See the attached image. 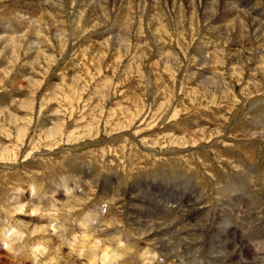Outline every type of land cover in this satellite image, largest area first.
Instances as JSON below:
<instances>
[{
  "label": "rangeland",
  "instance_id": "1",
  "mask_svg": "<svg viewBox=\"0 0 264 264\" xmlns=\"http://www.w3.org/2000/svg\"><path fill=\"white\" fill-rule=\"evenodd\" d=\"M251 1L0 0V264H264Z\"/></svg>",
  "mask_w": 264,
  "mask_h": 264
},
{
  "label": "bare ground",
  "instance_id": "2",
  "mask_svg": "<svg viewBox=\"0 0 264 264\" xmlns=\"http://www.w3.org/2000/svg\"><path fill=\"white\" fill-rule=\"evenodd\" d=\"M237 2H239L241 5H243L244 7H245V10H247V14H248V16L250 15L251 17H252V24H254V22L256 21V19H257V17H260L262 14H263V12H261L260 10L258 11L255 7H253V2L251 1V0H236ZM258 8V7H257ZM212 16V15H211ZM242 16V15H241ZM22 17V16H21ZM264 20V19H263ZM60 21V20H59ZM258 26V25H257ZM256 27V26H255ZM260 27V26H259ZM258 29V28H257ZM260 30V29H259ZM258 30V31H259ZM261 31V30H260ZM46 32V31H45ZM255 32V31H254ZM262 32V31H261ZM255 33H257V32H255ZM59 35V34H58ZM177 36V35H176ZM11 44V43H10ZM12 46V45H11ZM249 46V45H248ZM144 51H146V50H144ZM144 53V52H143ZM224 55V54H223ZM167 58V57H166ZM170 58V57H169ZM234 74V73H233ZM264 78V77H263ZM219 81V80H218ZM209 82V81H208ZM264 82V81H263ZM39 83V82H38ZM255 83V82H254ZM256 84V83H255ZM33 86V85H32ZM261 118H263V117H261ZM56 128V127H55ZM58 129V128H57ZM55 130V129H54ZM50 132H52L51 130H50ZM52 134V133H51ZM54 134V133H53ZM51 136V135H50ZM201 141V140H200ZM2 145V144H1ZM4 149H6V148H4ZM8 150V149H7ZM79 185V184H78ZM69 196V195H68ZM21 204V203H20ZM17 206V205H16ZM190 206V205H189ZM39 207V206H38ZM23 209H24V207H23ZM68 209V208H67ZM71 209V208H70ZM20 211H21V209H19ZM20 211H18V212H20ZM102 211V210H101ZM64 212V211H63ZM66 212V211H65ZM69 212V211H68ZM22 213V212H21ZM39 213V212H38ZM68 214V213H67ZM46 216V215H45ZM257 218V217H256ZM60 219V218H59ZM89 219V218H88ZM52 221V220H51ZM258 221V220H257ZM256 222V221H255ZM53 225V224H52ZM64 225V224H63ZM56 228V227H55ZM63 228V227H62ZM12 229V228H11ZM57 229V228H56ZM77 229V228H76ZM88 229V228H87ZM84 230V229H83ZM86 230V229H85ZM90 230V229H89ZM243 230V229H242ZM246 230V229H245ZM19 231V230H18ZM92 233V232H91ZM245 233V232H244ZM201 234V233H200ZM92 235V234H91ZM94 235H96V231H95V234ZM42 236V235H41ZM74 236V235H73ZM82 236V235H81ZM90 236V235H89ZM88 236V237H89ZM196 236H197V234H196ZM43 237V236H42ZM92 237V236H91ZM113 237V236H112ZM116 237V236H115ZM119 237V236H118ZM193 237V236H192ZM244 237V236H243ZM84 238H85V236H84ZM111 238V237H110ZM73 239V238H72ZM87 239V238H86ZM99 238H97V241H100V243H101V240H98ZM106 239V238H105ZM109 239V238H108ZM108 239H106V240H108ZM76 240V239H75ZM87 240H89V238L87 239ZM93 240H95V236H94V239ZM103 240V239H102ZM96 241V240H95ZM94 241V242H95ZM116 241V240H115ZM115 241H113V242H115ZM194 241V240H193ZM233 241V240H232ZM76 242V241H75ZM78 242H80V241H78ZM107 242H109V241H107ZM234 242V241H233ZM74 243V242H73ZM85 243V242H84ZM99 243V244H100ZM103 243H104V241H103ZM103 243H102V245H103ZM118 243V242H117ZM122 243V242H121ZM187 243V242H186ZM75 244V243H74ZM73 244V245H74ZM82 245H83V243H81ZM113 244V243H112ZM115 244V243H114ZM222 244V243H221ZM225 244V243H224ZM228 244V243H227ZM234 244V243H233ZM232 244V245H233ZM239 244V243H238ZM15 245V244H14ZM43 245V244H42ZM87 245V244H86ZM85 245V246H86ZM120 245V244H119ZM119 245H117L118 246V248L120 247L121 248V246H119ZM237 245V244H236ZM65 246V245H64ZM77 246V245H76ZM98 244L97 243H91V247L89 248V250H87V248H88V245H87V248L85 249V250H87L88 252H87V254L89 255L88 257H89V262H88V264L90 263V264H96V259H98L97 258V253H96V250H98ZM103 246H105V245H103ZM106 246H107V244H106ZM114 246H116V245H114ZM126 246H127V244H126ZM219 246H221V245H219ZM223 246H225V245H223ZM231 246V245H230ZM238 246V245H237ZM48 247V246H47ZM74 247V246H73ZM78 247V246H77ZM81 247V246H80ZM111 247V246H110ZM214 247V246H213ZM227 247V246H226ZM236 247V246H235ZM85 248V247H84ZM114 248V247H113ZM118 249L117 251H114V249H112V247H111V249L114 251V254L113 255H115V252L119 255V257H121L120 256V254H119V251L120 250H123V248H124V246L122 247V249ZM127 248V247H126ZM129 248V247H128ZM133 248V247H132ZM131 248V249H132ZM212 248V247H211ZM230 248V247H229ZM234 248V247H233ZM55 249V248H54ZM73 249V248H72ZM117 249V248H116ZM115 249V250H116ZM216 249V248H215ZM223 249V248H222ZM235 249V248H234ZM234 249H232V250H234ZM241 250H242V248H240ZM239 249V250H240ZM47 250V249H46ZM84 249H83V251H85ZM100 250V249H99ZM104 250H106V249H104ZM130 250V249H129ZM199 250V249H198ZM220 250V249H219ZM217 251V250H216ZM215 251V252H216ZM223 251V250H222ZM225 251H227L226 249H225ZM229 251V250H228ZM98 252V251H97ZM100 252H101V250H100ZM102 252H103V250H102ZM101 252V253H102ZM105 252V251H104ZM112 252V251H111ZM110 252V253H111ZM122 252H124V250L122 251ZM129 252V251H128ZM212 252V251H211ZM219 252V251H218ZM217 252V253H218ZM242 252V251H241ZM257 252V251H256ZM10 253V252H9ZM37 253V252H36ZM57 253V252H56ZM109 253V250H107L106 252H105V254H104V258L106 259V258H108L109 260H110V258L108 257V255H110L111 256V254ZM113 253V252H112ZM125 253V252H124ZM148 253V252H147ZM239 253V252H238ZM116 254V255H117ZM127 254V253H126ZM125 254V255H126ZM149 254V253H148ZM150 254H151V252H150ZM260 254V253H259ZM263 254V253H262ZM49 255V254H48ZM82 255V254H81ZM100 255V254H99ZM122 255V254H121ZM152 255V254H151ZM211 255V254H210ZM222 255V254H221ZM224 255V254H223ZM239 255V254H238ZM255 255V254H254ZM53 256V255H52ZM67 256V255H66ZM85 256V255H84ZM128 256V255H127ZM146 256V255H145ZM144 256V257H145ZM177 256V255H176ZM56 257H57V255H56ZM59 257V256H58ZM57 257V258H58ZM114 257H116V256H114ZM125 258H126V256H124ZM142 257V256H141ZM153 257V256H152ZM223 257V256H222ZM225 257V256H224ZM261 257V256H260ZM86 258H87V255H86ZM124 258V259H125ZM128 258V257H127ZM257 258V257H256ZM88 259V258H87ZM99 259H100V257H99ZM103 259V258H102ZM112 259H114L113 257H112ZM118 259V258H117ZM137 259V258H136ZM142 259V258H141ZM178 259V258H177ZM242 259V258H241ZM257 259H259V258H257ZM58 260H59V258H58ZM101 260V259H100ZM100 260H99V262H100ZM120 260H121V258H120ZM128 260V259H127ZM253 260H255V259H253ZM88 261V260H87ZM98 261V260H97ZM102 261L103 260H101V263H102ZM111 261V260H110ZM113 261V260H112ZM131 261H134V260H131ZM136 261V260H135ZM165 261V260H164ZM245 261V260H244ZM252 261V260H251ZM109 261H107V263H108ZM113 262H115V261H113ZM130 262V261H129ZM145 262V261H144ZM242 262V261H241ZM247 262V261H246ZM49 263V262H48ZM47 263V264H48ZM57 263V262H56ZM106 263V264H107ZM116 263V262H115ZM134 263H137V261L136 262H134ZM140 263V262H139ZM258 263H260V262H258ZM43 264V263H42ZM99 264V263H98ZM110 264H112V263H110ZM116 264H118V263H116ZM122 264H127V262H123ZM128 264H131V263H128ZM144 264V263H143ZM186 264V263H185ZM252 264H255V263H252ZM262 264V263H261Z\"/></svg>",
  "mask_w": 264,
  "mask_h": 264
}]
</instances>
